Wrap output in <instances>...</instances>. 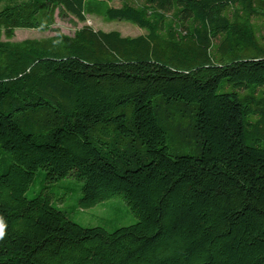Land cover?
I'll return each instance as SVG.
<instances>
[{
    "label": "trees",
    "instance_id": "trees-1",
    "mask_svg": "<svg viewBox=\"0 0 264 264\" xmlns=\"http://www.w3.org/2000/svg\"><path fill=\"white\" fill-rule=\"evenodd\" d=\"M111 2L0 9V264H264V0ZM39 170L136 221L81 226L25 195Z\"/></svg>",
    "mask_w": 264,
    "mask_h": 264
},
{
    "label": "rangeland",
    "instance_id": "rangeland-1",
    "mask_svg": "<svg viewBox=\"0 0 264 264\" xmlns=\"http://www.w3.org/2000/svg\"><path fill=\"white\" fill-rule=\"evenodd\" d=\"M16 0H0V9ZM121 0H113L111 5L118 6ZM83 24L92 26L94 29L103 31H120L122 35L135 36L143 31L136 25L125 20H104L97 16H87L85 22L77 21L73 16H60L55 12L53 28L61 32L72 35L74 31ZM54 31H39L35 29H16L13 40L19 41L25 38H42L53 35ZM45 172H36L33 182L25 192L28 198L46 187L50 193L51 203L63 210L74 222L83 227H103L108 231H113L122 226H128L136 221L135 216L130 212L124 200L120 197H112L96 203L95 205L83 208L79 206L81 197L80 182L73 178H65L57 182L46 183Z\"/></svg>",
    "mask_w": 264,
    "mask_h": 264
},
{
    "label": "clouds",
    "instance_id": "clouds-1",
    "mask_svg": "<svg viewBox=\"0 0 264 264\" xmlns=\"http://www.w3.org/2000/svg\"><path fill=\"white\" fill-rule=\"evenodd\" d=\"M0 226H2V225H0ZM0 234H2V233H0Z\"/></svg>",
    "mask_w": 264,
    "mask_h": 264
}]
</instances>
